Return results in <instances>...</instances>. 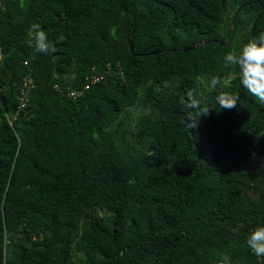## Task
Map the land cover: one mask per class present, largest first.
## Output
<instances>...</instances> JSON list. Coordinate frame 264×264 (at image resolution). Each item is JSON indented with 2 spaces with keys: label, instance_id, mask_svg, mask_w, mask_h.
I'll return each mask as SVG.
<instances>
[{
  "label": "trees",
  "instance_id": "obj_1",
  "mask_svg": "<svg viewBox=\"0 0 264 264\" xmlns=\"http://www.w3.org/2000/svg\"><path fill=\"white\" fill-rule=\"evenodd\" d=\"M261 32L264 0H0V264H264V104L223 60ZM189 91L238 106L190 128Z\"/></svg>",
  "mask_w": 264,
  "mask_h": 264
},
{
  "label": "clouds",
  "instance_id": "obj_2",
  "mask_svg": "<svg viewBox=\"0 0 264 264\" xmlns=\"http://www.w3.org/2000/svg\"><path fill=\"white\" fill-rule=\"evenodd\" d=\"M27 35L36 52H55V47L48 41L46 32L39 24H33ZM223 60L226 68L239 69L241 85L261 104H264V32L244 44L238 53L233 51L226 53ZM225 84L226 78L213 76L207 86L211 90H215L217 86L223 87ZM238 99L239 97L236 95L221 91L215 98V106L220 109L232 110L237 108ZM180 102L196 112L195 116L189 115L186 118V125L190 128L197 127L201 116L206 117L215 110V106H202L201 101L191 91ZM246 244L253 254L264 257V226L253 229L246 239ZM223 264H231L230 257L225 256Z\"/></svg>",
  "mask_w": 264,
  "mask_h": 264
},
{
  "label": "built area",
  "instance_id": "obj_3",
  "mask_svg": "<svg viewBox=\"0 0 264 264\" xmlns=\"http://www.w3.org/2000/svg\"><path fill=\"white\" fill-rule=\"evenodd\" d=\"M99 79V76H96V75H91L90 76V78L88 79L89 80V82H95V81H97ZM89 82H86L85 83V85H84V87L82 88V89H72V88H70L69 86L67 87V94L70 96V97H72V98H76V97H78L79 95H81L82 93H83V91H84V89H87L88 87H89ZM55 86H57L56 84H55ZM23 93H24V91H23Z\"/></svg>",
  "mask_w": 264,
  "mask_h": 264
},
{
  "label": "water",
  "instance_id": "obj_4",
  "mask_svg": "<svg viewBox=\"0 0 264 264\" xmlns=\"http://www.w3.org/2000/svg\"><path fill=\"white\" fill-rule=\"evenodd\" d=\"M232 32H233V24H232V29H231V34H232ZM229 38H230V36H228L226 39H224V40H221V41H218V40H216V39H211L212 41H215V42H217V43H219V44H224L227 40H229ZM204 42H208V40H201V41H199V42H197V43H194V45H191V46H183L182 48H181V50L182 51H187V50H193V49H195V47L197 46V45H199V44H201V43H204ZM155 53V52H154Z\"/></svg>",
  "mask_w": 264,
  "mask_h": 264
},
{
  "label": "rangeland",
  "instance_id": "obj_5",
  "mask_svg": "<svg viewBox=\"0 0 264 264\" xmlns=\"http://www.w3.org/2000/svg\"><path fill=\"white\" fill-rule=\"evenodd\" d=\"M129 112L132 114V116H134L136 114L135 110L133 108L129 109ZM260 162L257 158H252L249 163L247 164V169L248 170H252L254 168H257L259 166ZM253 196L256 197L257 196V192L253 193Z\"/></svg>",
  "mask_w": 264,
  "mask_h": 264
}]
</instances>
